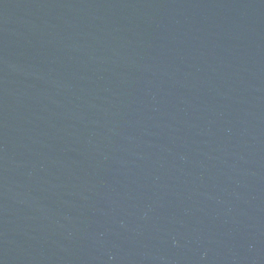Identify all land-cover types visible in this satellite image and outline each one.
I'll use <instances>...</instances> for the list:
<instances>
[{"label":"water","instance_id":"95a60500","mask_svg":"<svg viewBox=\"0 0 264 264\" xmlns=\"http://www.w3.org/2000/svg\"><path fill=\"white\" fill-rule=\"evenodd\" d=\"M0 264H264V0H0Z\"/></svg>","mask_w":264,"mask_h":264}]
</instances>
